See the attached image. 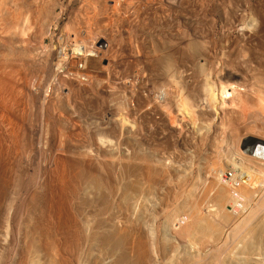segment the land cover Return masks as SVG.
Segmentation results:
<instances>
[{"label": "bare ground", "instance_id": "bare-ground-1", "mask_svg": "<svg viewBox=\"0 0 264 264\" xmlns=\"http://www.w3.org/2000/svg\"><path fill=\"white\" fill-rule=\"evenodd\" d=\"M37 1H41V5L36 4ZM37 1H32L35 2V6H31L35 8V11L33 10L35 20L32 19L34 22L37 20V23H41L46 18L51 17L53 4L50 0ZM93 1L97 2V0ZM148 1L147 4L159 2V0ZM187 1L190 2L191 0ZM187 1L184 0V3H187ZM197 1L194 3L197 4ZM32 2L26 3L27 7ZM89 2L91 3V1ZM175 2L177 3V0ZM184 3L181 2L179 5ZM190 3L194 4L193 2ZM240 3L239 8H234L235 10L231 11L232 16L225 9L229 15H224L226 18L224 19L230 20L232 18L230 24H228V21V23L220 25L221 29L218 32L220 38L215 36L219 39L218 43L214 41L213 38L215 37L211 36L212 33L209 36V32H207L206 36L205 33L200 32V29L196 31V33H201L200 35L198 33L201 36L198 40L204 41L202 44H205V47L203 46L205 53L203 51V54L202 46L199 48L201 42L197 41L198 35L194 31L197 29L190 26L191 31H194L193 35H196V37H192L196 39L194 44L199 45L197 48L201 50L200 59L204 63V68L198 70L203 63L200 66L196 64L198 62L196 59L199 58L196 57L197 53L196 56L189 54L188 41L185 38L179 41V45L182 46L181 50H183L181 52H189L184 54L183 57L181 54V58L177 56L179 61L177 60L175 63L173 59L176 56L173 54L177 52V49L173 52L171 50L172 55H170L174 58L172 59L170 55H167L172 60H170L171 65L166 63L168 68L165 67L166 65L163 67L160 65L163 69L165 67L164 70L167 69L165 73L163 74V71H160L161 69L157 67L162 74L159 76L158 85L153 88L155 89V98L149 99L147 96V98H144L145 102H143L144 99L142 102L141 100L138 102L137 99L135 102L127 100L128 106L125 111L113 105L109 111L113 117L112 119L108 118V123H104L103 118L102 122H100V118L99 122L97 119L96 121L91 118L96 122V126L91 128L88 141L85 140L87 137H84L82 132L79 131L81 127L77 124L78 122L71 120L70 123H67V131L64 132L65 140L61 143L62 139L59 137L61 132L56 137L55 125L57 126V123L59 124L62 120L59 117L56 118L53 112H47L52 120L54 131V134L52 132L53 139L50 140L52 141L50 142L51 149L45 157L43 169L40 168L42 170L41 176L39 175L41 177L40 183L32 185L34 188L30 190L22 182L24 180L27 182V179L22 178L21 180L20 177L18 178L21 169L18 171L19 167L16 165V161L26 156V152H23L26 151L24 148H27L23 140L25 134H22V137L21 134H19L20 136H13L15 132L13 130V137L10 135L12 138L8 140L9 143H12L11 150L3 151V146L0 145V264H264V158L261 159L252 155L255 147L264 146V0H258L255 5L251 6H247L245 2L244 4ZM88 7L90 6L86 8ZM79 9L82 12L81 8ZM169 9L167 8L165 11ZM150 10L154 11L155 9L150 8ZM175 10L174 8V12ZM94 11L99 12L98 10ZM94 11L92 10L93 13ZM148 13H151V11ZM82 14L80 13L78 19L77 13L74 14L75 16L73 15L76 17L75 19L72 18V20H75L72 21L73 24L84 22ZM145 14H147V11ZM227 15L230 18L227 19ZM95 17L98 18V16ZM58 18L60 20V17ZM89 18L87 17L85 20L88 19L89 21ZM5 19L4 22L7 21ZM69 19H67V22ZM94 20L96 21L95 18ZM13 22L15 23V20ZM59 23L62 24V20ZM136 23L134 22V24ZM178 23L180 24V22ZM32 25L34 26V24ZM174 25H176V21ZM12 28L10 31L14 30L15 32L17 27L15 25L13 30ZM86 28L89 29L87 26ZM135 28L137 27L135 26ZM77 30H74L73 40L75 41L72 44L70 43L71 45L69 44L73 56L87 59L89 56H97L101 53V55H104L107 50H109V53L113 50L114 44L112 45L113 48L109 46L111 49L105 44L107 47L102 48L104 51L106 50L103 54V51L101 50V52L97 46L101 43L103 36L99 37L96 32L94 33L95 37H92V41H89L88 36L86 38L84 36L89 32L92 33L91 31H84L87 33L83 36V30L80 31L79 28ZM17 33H15L17 37H15V41L19 43H16H23V41L20 42L23 39L22 33H19L22 36L19 38L20 40H18L20 36H17ZM87 35L90 37V34ZM9 36L7 37L9 38ZM12 36L14 38V35ZM69 36V33L65 35L67 39H70ZM81 37L85 39H82L79 43L77 39L80 40ZM136 38L133 40L134 43L135 40L140 42L136 46L138 45V49L143 50L141 54H149L147 52L149 47L144 53L145 46L149 45L144 42L146 45L140 48V44L142 46L140 35ZM27 39L24 40L26 43ZM110 40L108 42L112 41ZM28 41L30 42V40ZM143 41H145V38ZM29 42L25 44V48L29 47L26 45H31ZM132 42L129 43L131 48H128L132 56L131 60H133L131 66L140 61L141 68L139 65H136V68L139 67L142 70V64L145 66L146 60L152 59L150 55L152 53L149 54L151 57L147 54V56H142L139 53L140 50L134 45L135 52H133ZM17 44L15 45L18 46ZM217 45H220L219 55L212 53L214 50L210 51L211 48L215 49ZM175 46L177 45L175 44ZM118 47L121 48L122 45ZM127 47L124 49H127ZM206 47L208 48L205 50ZM9 48H12V46ZM35 48L34 51H38L39 47L36 46ZM116 48L114 50L118 52L119 50L117 51ZM172 49H175L174 46ZM178 49L180 50V48ZM12 50L7 52H12ZM114 50L112 54L115 52ZM136 50L139 52H136ZM34 51L33 54L37 52ZM7 52L6 55L8 56L12 54H7ZM109 53L107 57L103 56L107 60L108 67H106L114 68L120 60H117V55V57H111ZM33 54L32 56H35ZM185 55L186 57H184ZM46 57L52 59L55 54L50 52ZM29 58L31 57L25 60L32 61L34 59V57ZM62 59L58 60L57 63L65 64L66 60ZM127 60L129 63L131 62L129 59H126V62ZM142 60H145V64L141 62ZM33 62L36 64L37 59H34ZM155 62H153V66H155ZM172 62L174 63L172 64ZM15 64L9 63L8 73H4L5 70L0 74V109L6 111L7 107L11 109L10 105L12 104L9 102H19L16 89L24 86L20 85L22 83L18 82V78L17 80L15 78L21 70V68L19 70L21 65L17 67ZM38 64L40 66V63ZM25 65L24 69L28 66L25 67ZM195 65L198 66V69L195 68ZM149 68H147V72ZM55 69L57 68L55 67ZM145 69L142 70L144 73L141 70H138L137 73L141 71L145 74ZM33 70L32 66L31 72ZM130 70L132 69L130 68ZM21 71L25 73L23 69ZM112 71L115 73L117 70L113 69ZM154 71L153 69L152 75ZM156 72L158 71H155V74ZM131 73L133 74V72ZM143 74L140 73L136 75L137 77H133L136 78L137 83L139 79L141 81L142 78L147 77ZM129 77L132 78L130 75ZM148 79L154 81L155 78L150 77ZM70 81V86L67 84L70 87V89L68 87L69 92L74 90H78V92L84 90L86 92L87 89L89 90L93 86L89 77L81 81L78 78L70 79ZM124 81L123 83L126 84ZM155 82L157 84V81ZM154 84L152 85L154 86ZM28 85L25 84L24 86L26 92L28 89L29 92L30 89H33L28 88ZM106 85L108 86V84ZM94 86L96 87V85ZM111 86H114V84ZM126 86L129 87V84H126ZM228 86L229 88L233 87L229 95ZM143 87L141 85V89ZM129 88H127V91H130L132 97L135 91L131 93L133 90L131 91ZM138 88L140 90V86ZM144 90L142 91L144 92ZM216 90L218 93H216ZM91 91L94 92V89ZM140 93L142 96L145 94ZM137 94L135 95L137 96ZM218 94L222 95L218 96ZM32 96L34 95L32 94ZM38 96L40 97L39 94ZM135 98L134 96L132 101ZM82 104L84 105V103ZM124 106L126 107V105ZM49 107L51 106L49 105ZM81 125L83 126V124ZM221 136L222 140L218 142L217 138ZM59 139H61L60 142ZM243 141H248V143L242 145ZM13 148L15 150H12ZM35 154L37 155L36 150ZM36 155L33 156L36 158ZM11 157H14V161ZM31 182L28 181V183ZM28 190L29 193H27ZM20 191H26L28 194L24 201H22V198L21 200L17 196V198L13 196L14 192H17L20 196Z\"/></svg>", "mask_w": 264, "mask_h": 264}, {"label": "rangeland", "instance_id": "rangeland-1", "mask_svg": "<svg viewBox=\"0 0 264 264\" xmlns=\"http://www.w3.org/2000/svg\"><path fill=\"white\" fill-rule=\"evenodd\" d=\"M27 1V2H26ZM33 1V0H32ZM31 0H0V20H2L0 22L1 26H0V74H2L5 70L6 72L4 73H8V64L9 63H17L15 65L18 66H22L23 63L25 65V63H27V65H25L26 69H24V65L21 67H19V70L21 68V70L23 69V71L25 73H23L21 70L19 72V74H17V78H18V82L19 83H22L20 85H24L25 84H29L28 85V88H33V89H30L31 91L29 92L27 90V92L24 90V86H22V90L21 88H17V98L19 99L18 101L19 102H9L11 106V109L10 107H7V111L6 110H3L2 108L0 109V145L3 146L2 148L4 149L3 151H9L11 150V145L12 143H9L10 141H8L9 139H11L13 136L15 135H19L21 134V137L24 135L23 137V140H24V145L27 146V148L24 150L26 151H23L24 153L26 152V156L24 157H21V161L20 159L18 161H16V165L19 167L18 168V171L21 169L22 172L24 171V173L22 174L21 170H20V176H18V178L20 177L21 180L22 178L23 179H27V182L26 180L22 181L24 184H26L27 187H29V190L34 188L32 185H37L36 183H38L41 179V173H42V170L43 167H44V163H45V157L49 154L50 152V149H51V143L52 141L51 138L53 139V134H54V131L52 129V120L51 118L48 116V113L49 112H53L55 114V117L59 119H61L62 121L59 122V124L57 123V126L55 125L56 127V133L55 135L57 134L56 137H58L60 134L59 137H61L62 141L61 143L65 140V133L67 131V123L71 120H73L74 122L76 121L77 124H79V126L81 127V129L79 131L82 132V135L84 137H87L85 138V140L88 141V138L90 137L89 133L91 132V128L96 126V122L94 120H98V122H102V118L105 120L103 121L104 123L105 122H109V119L108 118H111L112 119V114L109 113L111 107L114 106H117V107H120L122 108L123 111L126 110L127 106H128V101L129 102H135L136 99L138 102H141L143 101L144 98H155L154 94H155V88L156 85H158V80L160 79L159 76H161V74L165 73V71L167 70H164L165 67L168 68L167 64L169 65L171 62V58H169L171 55H172V52L175 51L176 49V53L174 52L173 55H175L176 57H172L173 61H176L179 59V57L181 58V54H182V57L184 54H187L189 51V54L190 55H197L196 57H199L198 59V62L196 63L197 65H201L203 63V61L200 59L201 56L203 54V48L205 47V44H202L204 41H200L198 40V38L200 39L201 36H199L201 33H207L209 32V36H210V33L211 36L215 37L217 36L218 38H220V34L218 32H220V29H221V26L223 24H230L231 22V18L230 16H232V13L231 11L235 10L236 8H239V3L241 1V3L247 5V6H251V5H255L258 0H200V1H197V4L195 0H191L190 2H195L194 4H191L189 1L185 0V2L187 1V3H184V0H177V3L175 2L176 0H163V1H160L159 2H154V3H148L147 4V0H97V2L95 3L93 0H50L51 3L53 4V6L51 8V12L54 14L51 13L50 14V18H46L43 22L41 23H37V20L34 22L35 18H33V12L35 11V8L31 7L32 5L35 6V2L37 0H34L35 2H32ZM91 1V3L89 2ZM93 1V2H92ZM96 1V0H95ZM98 1H100L98 3ZM107 1V2H106ZM115 3H114V2ZM150 1V0H149ZM148 1V2H149ZM174 1V3H173ZM239 3H238V2ZM244 1V2H243ZM3 2V3H2ZM25 2V3H24ZM34 3L27 7V4L26 3ZM56 2V4H55ZM152 2V1H150ZM161 2V3H160ZM163 2V3H162ZM166 2V3H165ZM172 2V3H171ZM184 3V4H180L179 3ZM199 2V3H198ZM234 2V3H233ZM238 7H236L237 5ZM41 1H37L36 4H40L41 5ZM65 5H63V4ZM160 3V4H159ZM201 3V5H199ZM240 3V4H241ZM89 4V5H88ZM91 4V5H90ZM93 4H95L93 6ZM99 4V5H98ZM112 4V5H111ZM156 4V5H155ZM159 4V5H158ZM162 4V5H161ZM169 4V5H168ZM170 4L174 5V6H170ZM187 4V5H185ZM214 4V5H213ZM225 4V5H224ZM55 5V6H54ZM67 5V6H66ZM155 5V7H154ZM168 5V6H167ZM199 5V6H197ZM205 5V6H204ZM208 5V6H207ZM229 5V6H228ZM236 5V6H235ZM60 6V7H59ZM62 6V7H61ZM87 6H90L88 8H86ZM96 6V7H95ZM149 7V9H147V7ZM176 6V7H175ZM217 6V7H216ZM226 6V8H225ZM27 7V8H26ZM85 7V8H84ZM93 7V8H92ZM95 7V9H94ZM111 7V8H110ZM146 7V8H145ZM153 7V8H152ZM157 7V8H156ZM162 7V8H161ZM164 7V9H163ZM169 10H166L167 8ZM176 9L175 12H174V8ZM200 7V8H199ZM208 7V8H207ZM224 7V8H223ZM3 8V9H2ZM15 8V10H14ZM81 8V11L80 12V9ZM97 8V9H96ZM151 9H155L154 11L153 10H150ZM173 8V9H172ZM202 8V9H201ZM233 8V9H230ZM235 8V9H234ZM5 9V10H4ZM18 9V10H17ZM83 9V10H82ZM156 9H157V12H156ZM163 11H162V10ZM178 9V10H177ZM199 9V10H197ZM204 9V10H203ZM206 9V10H205ZM213 9V10H212ZM229 11L231 14L230 16L228 12H226V10ZM13 10L15 11L14 15H13ZM24 10V11H23ZM26 10L30 11V12H27ZM34 10V11H33ZM66 12H65V11ZM89 10H90V14L89 13ZM92 10H98L99 12H95L94 13L92 12ZM149 10V11H148ZM161 10V11H160ZM172 10V11H171ZM4 11V12H3ZM12 11V12H11ZM26 11V12H25ZM54 11V12H53ZM147 11V14H145V12ZM151 13H148L150 12ZM197 11V13H196ZM225 11V12H224ZM62 12V13H61ZM73 12V13H72ZM75 12V13H74ZM156 14H155V13ZM200 12V13H199ZM8 13V14H7ZM17 13V14H16ZM22 13H25V14H22ZM30 13V15H29ZM72 13V14H71ZM77 13V15H76ZM80 13L82 14L81 16H83L82 18H84V22L85 24H73L72 21H75V20H72V18H76L74 17L75 15L77 16V19L80 18ZM88 15H87V14ZM154 13V14H153ZM169 13V15H168ZM16 14V16H15ZM58 14V15H57ZM75 14V15H74ZM85 14V16H84ZM97 14V15H96ZM99 14V15H98ZM152 14V15H151ZM162 14H165L162 16ZM197 14V15H196ZM226 14H228L227 16V19L230 18V20H225L226 18L224 17V15L226 16ZM10 15L14 16V17H10ZM69 15V17L67 18V16ZM74 15V16H73ZM90 15V16H89ZM177 15V16H176ZM199 15V16H198ZM18 16V17H17ZM24 16V17H22ZM31 18H30V17ZM57 16V18H56ZM79 16V17H78ZM93 16V17H92ZM95 16H98L95 17ZM134 16V17H133ZM145 16V17H144ZM6 17V19H5ZM60 17V20L59 18ZM89 18V21L88 19L85 20V18ZM124 17V18H123ZM199 17V18H198ZM210 17V18H209ZM7 20L4 22V19ZM10 18V19H9ZM34 20H33V19ZM66 18V19H65ZM70 18V19H69ZM81 18V19H82ZM91 18H93L91 20ZM94 18L96 19V21L94 20ZM137 18V19H136ZM153 18V19H152ZM204 18V19H203ZM225 18V19H224ZM9 19V20H8ZM12 19V21H10ZM15 20V23L13 22ZM19 19V21H18ZM32 19V20H30ZM67 19H69V21L67 22ZM146 19V20H145ZM216 19V20H215ZM224 19V20H222ZM62 20V24L58 22ZM66 20V21H65ZM172 20V21H171ZM209 20V21H208ZM219 20V21H218ZM33 21V22H32ZM56 21V22H55ZM58 21V22H57ZM85 21H88L87 23ZM176 21V25H174ZM222 21V22H221ZM225 21V22H224ZM227 21V22H226ZM8 22V23H7ZM12 22V24H11ZM19 22V23H18ZM72 24H71V23ZM134 22H137L136 24H134ZM180 22V24L178 23ZM214 22V23H213ZM14 23V25H13ZM51 23V24H50ZM76 23V22H75ZM144 23V25H143ZM160 23V24H159ZM213 23V24H212ZM222 23V24H221ZM3 24H6V25H3ZM34 24V26L32 25ZM36 24V25H35ZM134 24V25H133ZM151 24V25H150ZM154 24V25H153ZM164 24V25H163ZM166 24V26H165ZM172 24V26H171ZM208 26H207V25ZM13 25V28L11 27ZM15 25H16V31L14 32V28H15ZM74 25H75V29L76 31L77 28H79V30H83L82 31V35L84 36L85 33L91 31L92 33H87V34H90V37L89 35H85L84 37L89 39V41L91 40L92 41V37L94 35V33H98L99 34V37L100 36H103V37H106L103 38L102 37V40H101V43L100 44H97V46L100 48V51L102 50L103 51V54L106 52V50L104 51L103 49H105L108 45V47L112 46L113 50L115 49V47H117V51L119 52H116V50H114L115 52H113L112 54V51L109 53V50H107V52L109 53V55L111 57L113 56H120L119 59L117 56V60H120L118 61L119 65H121L120 67H118L119 65L116 64L115 67L113 68L116 72L114 73V71H112L113 69L111 67L107 68V60L105 59V57H107L108 53L105 55H101V54H98L97 56H89L87 59H83L82 57L80 58L79 56H73L71 51H70V45L75 41L73 40L74 39ZM77 25V26H76ZM131 25V26H130ZM201 25V26H200ZM212 25V26H211ZM221 25V26H220ZM86 26L89 28L87 29ZM121 26V27H120ZM136 26L137 28L134 29V27ZM156 26V27H155ZM192 28L194 27V29H197V30H194L195 31V34L198 35L199 33V37L197 36V41H200L201 45L199 46V48H201L202 46V54H201V50L198 49L194 43L196 42V39H194L193 37H196V35H193L194 34V31H191V27ZM9 27L12 28L13 31H10L11 28L9 29ZM73 27V28H72ZM125 27V28H124ZM171 27V28H170ZM196 27V28H195ZM210 27V28H209ZM214 27V28H213ZM220 27V28H219ZM92 28V30H91ZM124 28V29H123ZM129 28V29H127ZM141 28V29H140ZM202 28V29H201ZM4 29V30H3ZM7 29V30H6ZM96 29V30H95ZM132 29V30H131ZM147 29V30H146ZM178 29V30H177ZM200 29V32H197L196 31H199ZM87 32H84L86 31ZM116 30V31H115ZM6 32L4 34V32ZM18 31V33H17ZM72 31V32H71ZM94 31V32H93ZM156 31V32H155ZM161 31V32H160ZM188 31V32H187ZM206 31V32H205ZM8 32V33H7ZM11 32L13 33L12 35H14V38L13 36L11 35ZM22 33L23 37L20 36V34ZM109 32V33H108ZM111 32V33H110ZM120 32V33H119ZM173 32V33H172ZM180 32V33H179ZM10 33V34H9ZM15 33H17V36L19 35L20 37H18V40H20L19 38H23L21 39L20 42L23 41V43H20V44H17L16 42L18 41H15L16 40V35ZM20 33V34H19ZM70 34L69 38L70 39H67L65 37L66 34ZM138 33V34H137ZM72 34V35H71ZM92 34V36H91ZM109 34V35H108ZM137 34V36H136ZM159 36H158V35ZM164 34V35H163ZM204 34V35H205ZM6 35V36H5ZM8 35L9 38L7 37ZM127 35V36H126ZM140 35V39L142 40L141 43H142V46L140 44V48L143 47V45H146L145 43H147L149 46H145V49H144V53H146V49L148 48L147 52L152 56V59L155 66H153V62H151V60H149L151 56H149V54H147L149 57L148 60H146V64L144 63V61L142 60L141 62H143L145 64V66L142 64L143 66V69H145L144 71L147 70V68H153L152 69H148V72L146 71L145 74H143L144 72L140 69V61L139 63L138 62H134L133 66H131V63L133 60H131L132 56L130 54V50H128V48L130 49L131 46H130V42L133 41L132 43H134V38L137 39L136 37H138ZM145 38V41H143L144 38H142L143 36ZM166 35V36H165ZM186 35V36H185ZM203 35V34H202ZM12 36V37H11ZM129 36V37H128ZM142 36V37H141ZM149 36V37H148ZM193 36V37H192ZM207 36V34H206ZM3 37V38H2ZM5 37V38H4ZM16 37V38H15ZM65 37V38H64ZM93 37V38H94ZM132 37V38H131ZM7 38V40H6ZM11 38V39H10ZM13 38V39H12ZM28 38V39H27ZM31 38V39H30ZM83 37L77 39L79 41V43L81 42V40L85 39ZM111 39L110 41L111 42H108L109 39ZM183 38V39H182ZM184 38L188 41L187 43H189V48H187L189 51H185L186 53H182L181 50L182 49V46H180V42L181 40H184ZM194 40H193V39ZM218 38H213L214 41H216V43H218ZM4 39V40H3ZM27 39V43L29 42L28 40H30V44L31 45H26L28 48H25V44H27L25 41ZM66 39V41H65ZM139 39V41H140ZM170 39V40H169ZM204 39H205V36H204ZM25 40V41H24ZM106 40V41H105ZM114 40V42H113ZM12 41V43H11ZM15 41V42H14ZM65 41V42H64ZM153 41V42H152ZM156 41V42H155ZM190 41V42H189ZM195 41V42H194ZM9 42V43H8ZM25 42V43H24ZM145 42V43H144ZM8 43V44H7ZM19 43V42H18ZM71 43V44H70ZM126 43V44H125ZM132 49L133 52H135V47L136 44L139 45L140 42L136 41L135 40V43L132 44ZM153 43V44H152ZM173 43V45H172ZM9 47L12 46V48H9ZM9 44H13V45H9ZM15 44H17L19 46H16ZM22 44V45H21ZM70 44V45H69ZM105 44H107L105 46ZM123 47V49L125 47H127V49H122L121 45ZM155 44V46H153ZM157 44V45H156ZM159 44V45H158ZM175 44L177 46H175ZM6 47H4V46ZM21 45V47H20ZM35 45V47H39L38 48V51L35 52L34 51V48L33 47ZM43 45V46H42ZM68 45V46H67ZM126 45V46H125ZM137 45V46H138ZM3 46V48H2ZM15 46V47H14ZM118 46H120L121 48H119ZM130 46V47H129ZM136 48L138 49L139 47ZM172 46V47H171ZM174 46V50L172 49ZM179 46V47H178ZM204 46V47H203ZM207 46V44H206ZM219 46L220 45H217L215 49L211 48V52L212 50H214L212 53H214L215 55H219L220 53V49H219ZM14 47V48H13ZM17 47V49H15ZM30 47H31V51H30ZM33 47V48H32ZM69 47V48H68ZM109 47V48H110ZM218 47V48H217ZM2 48V49H1ZM9 48V49H8ZM21 48V50H20ZM103 48V49H102ZM156 48V50H155ZM171 48V49H170ZM180 48V50L178 49ZM208 47L205 48V50L207 49ZM4 49V50H3ZM12 52H7V51H11ZM26 49V50H25ZM33 49V50H32ZM37 49V48H35ZM44 49V50H43ZM52 49V50H51ZM54 49V50H53ZM111 49V48H110ZM123 51H122V50ZM195 49V50H194ZM15 50V51H14ZM18 52H17V51ZM29 50V51H27ZM68 50V51H67ZM140 50V49H138ZM154 50V51H153ZM159 50V51H158ZM172 50V52H171ZM198 50H200L198 52ZM3 51V52H1ZM21 51V53H19ZM24 51V53L22 54V52ZM26 51V52H25ZM33 51L35 52V54H33ZM45 51V52H44ZM101 51V52H102ZM122 51V52H121ZM129 51V53H128ZM180 51V53H179ZM6 52L7 54H10V56L6 55ZM15 52V53H13ZM17 52V53H16ZM48 52V53H47ZM51 53H54L55 54V57L52 58V59H47V55ZM124 52V53H123ZM136 52H139L136 50ZM143 52V50L141 49L140 50V54ZM156 52V53H154ZM171 52V53H170ZM192 52V54H191ZM216 52V53H215ZM36 53H37V56H36ZM43 53V54H42ZM115 53V55H114ZM123 53V54H122ZM155 57H154V55ZM160 53V54H159ZM195 53V54H193ZM197 53V54H196ZM205 53V51H204ZM3 54V55H2ZM18 54V55H17ZM28 55L27 57L25 55ZM35 55V56H32ZM47 54V55H46ZM112 54V55H111ZM119 54V55H118ZM127 54V55H126ZM144 54V55H146ZM158 54H159V57H158ZM171 54V55H170ZM178 54V55H177ZM180 54V55H179ZM13 55V56H12ZM21 55V56H20ZM39 55V56H38ZM42 55V57L40 58V56ZM74 55H77V54H74ZM125 55V56H124ZM130 55V56H129ZM142 56H144L143 54H141ZM146 55V56H147ZM167 55H170V56H167ZM20 56V57H19ZM23 56V57H22ZM44 56V59L42 60ZM64 56V58H63ZM66 56V58H65ZM105 56V57H103ZM128 56V57H127ZM179 56V57H177ZM9 57V58H7ZM28 60V57H31L29 59H32L34 57V59H37V62L35 64L34 59L31 61H27L25 60L26 58ZM154 57V58H153ZM166 57V58H165ZM186 57V55L184 56ZM12 58V59H11ZM21 58V59H20ZM39 58L41 59V61L39 60ZM65 59L66 60V63L61 64L60 63H57L58 60H61V59ZM156 58V59H155ZM169 58V59H168ZM178 58V59H177ZM9 59V60H8ZM62 59V60H63ZM126 59H129L131 60V62L129 63V61L127 60L126 62ZM165 59V60H163ZM169 63H168V61ZM159 60V61H157ZM200 60V62H199ZM36 61V60H35ZM40 61V62H39ZM123 65H122V63ZM150 61V62H149ZM172 61V60H171ZM179 61V60H178ZM22 62V63H21ZM106 62V63H105ZM19 63V65H18ZM21 63V64H20ZM40 63V66L39 64ZM57 63V64H56ZM125 63V64H124ZM138 63V64H137ZM152 64V66H150V64ZM159 63V64H158ZM165 63V64H164ZM167 63V64H166ZM174 62H172L173 64ZM199 63V64H198ZM3 64V65H2ZM6 64V65H5ZM36 66H35V65ZM48 64V66H47ZM140 64V65H139ZM58 65V66H57ZM60 65V66H59ZM105 65V67H104ZM136 65H139V69L136 68ZM149 65V67H148ZM160 65L164 67L161 68ZM171 65V64H170ZM195 65V68L198 69V66ZM32 66H33V71L31 72L32 70ZM51 66V68H50ZM54 66V67H53ZM107 66V67H106ZM131 66V67H130ZM55 67L57 69H55ZM128 67V68H127ZM134 67V68H133ZM160 68L161 70L160 71H163L162 73H160L159 69ZM170 67V66H169ZM117 68V69H115ZM130 68L133 70H130ZM157 68V69H155ZM201 68H204V63L202 64V67H199L198 70H200ZM49 69V70H48ZM123 69V70H122ZM141 70L138 72V70ZM153 69L155 71H158L156 72L155 74V71H154V74L152 75V71ZM135 70V71H134ZM152 72H150V71ZM109 71V72H108ZM119 71V72H118ZM126 71V72H125ZM111 72V73H110ZM122 72V73H121ZM133 72V74L131 73ZM135 73V74H134ZM137 73V74H136ZM143 74V75H147V77H144V79L142 78V80L140 81V79L138 80L139 82L137 83V80L136 78H133V77H137L136 75H139V74ZM147 73V74H146ZM150 75H149V74ZM26 74V75H24ZM33 74V75H32ZM73 74V75H72ZM114 74V75H113ZM128 76H127V75ZM19 75V76H18ZM43 75V76H42ZM45 75V76H44ZM49 75V76H48ZM66 75V76H65ZM68 75L72 76V77H68ZM77 75V76H76ZM113 75V76H112ZM116 75V76H115ZM121 75V77H120ZM129 75L132 77L130 79ZM149 75V76H148ZM157 75V76H155ZM14 76V75H13ZM16 76V74H15ZM23 76V77H22ZM76 76V77H74ZM115 76V77H114ZM117 76H118V79L119 81H117ZM124 76V77H123ZM155 78L154 81L153 80H149L148 78H152L153 77ZM26 77V78H25ZM43 77V79H42ZM45 77V78H44ZM89 77V79L91 78L92 80V87L91 89H87V91L85 92L84 90H80L78 92V90H74L72 92H69V89H70V84H69V81L70 79L73 80L74 78H78L80 81L81 80H84L85 78ZM111 77V78H110ZM158 79H157V78ZM128 78V79H127ZM147 78V79H146ZM41 79V80H40ZM64 79V80H63ZM116 79V80H115ZM146 79V80H145ZM122 80V81H121ZM125 80V81H124ZM131 80V81H130ZM136 82H135V81ZM149 80V82H148ZM39 81V82H38ZM45 81V82H44ZM65 81V82H64ZM68 81V82H67ZM114 81V82H112ZM128 85L129 84V87H125V83ZM131 83H130V82ZM146 81V83H145ZM151 81V82H150ZM153 81V82H152ZM157 81V84L156 82ZM24 82V83H23ZM35 82V83H34ZM118 82V83H117ZM129 82V83H128ZM155 82V84H154ZM18 83V87L20 86ZM34 83V84H33ZM41 83V84H40ZM71 83V81H70ZM99 83V84H98ZM121 85L118 87V85ZM138 85H137V84ZM140 83V84H139ZM145 83L144 87H143V84ZM52 84V85H51ZM69 84V86L67 85ZM103 84V85H102ZM108 84V86L106 85ZM114 86H111L113 85ZM134 87H133V85ZM154 84V86L152 85ZM32 85V87H31ZM96 85V87L94 86ZM106 85V86H105ZM123 85V86H122ZM131 85V86H130ZM136 85V86H135ZM141 85H142V89H141ZM35 86V87H33ZM140 86V90H138ZM27 87V86H26ZM40 89H39V88ZM64 87H66L67 89H65ZM69 87V89H68ZM102 87V88H100ZM61 88V89H60ZM94 89V92H92L91 90ZM97 88V89H96ZM119 90H118V89ZM127 88L131 89V93H133L135 91V93H133V96L131 97L132 94H130V91L128 93L127 91ZM134 88V89H133ZM137 90H136V89ZM233 87H230L228 86V95L230 94L231 90H232ZM21 91H19V90ZM64 89V90H63ZM101 89V90H100ZM107 89V90H106ZM114 89V90H113ZM143 89L144 92L142 91ZM98 90V91H97ZM102 90H104L102 92ZM110 90V92H109ZM154 90V91H153ZM39 91V92H38ZM42 91V92H41ZM99 91H100V94H99ZM118 91V92H117ZM137 91H138V94H137ZM146 91V92H145ZM217 91V90H216ZM23 92V93H22ZM29 92V94L27 95V93ZM33 92V93H31ZM77 92V93H76ZM92 92V93H91ZM121 92V93H120ZM144 94V96L141 95V93ZM31 93V95H30ZM36 93V94H35ZM45 93V94H44ZM54 93V95H53ZM73 93V94H72ZM85 93V94H84ZM87 93V95H86ZM90 93V94H88ZM108 93V94H107ZM115 93V94H114ZM148 93V95H147ZM218 93V91L216 92ZM219 93H220V90H219ZM25 94V96H24ZM32 94L34 96H32ZM38 94L40 95V97L38 96ZM78 94H80L78 96ZM99 94V96H98ZM104 94V95H103ZM110 94V95H109ZM123 94V95H122ZM129 94H130V98H129ZM137 94V96L135 95ZM76 95V96H75ZM101 95V96H100ZM113 95V96H112ZM140 95V97H139ZM222 94H218V96H221ZM19 96V97H18ZM22 96V97H21ZM70 96V97H69ZM86 96V97H84ZM94 96V97H93ZM106 96V97H105ZM127 96V98H126ZM134 96L136 97L134 99V101H132V99L134 98ZM141 96H142V99H141ZM225 96V95H224ZM39 97V98H38ZM69 97V98H68ZM76 97V98H75ZM108 97V98H107ZM138 97H139V100H138ZM78 98V99H77ZM86 98V100H85ZM66 99V100H65ZM78 103H77V101ZM113 99V100H112ZM25 100V101H24ZM59 102H58V101ZM62 100V101H61ZM128 100V101H127ZM75 101V102H74ZM108 101V102H107ZM118 101V102H117ZM155 101V99H154ZM54 102V103H53ZM87 102V103H86ZM93 102V103H92ZM101 102V103H100ZM104 102V104H103ZM106 102V103H105ZM120 102V103H119ZM122 102V103H121ZM123 102H125L126 104H124ZM145 102V99L144 101ZM0 103H1V100H0ZM8 103V104H9ZM74 105H73V104ZM81 103V104H80ZM84 103V105L82 104ZM118 103V104H117ZM6 104V105H8ZM48 104V105H47ZM55 104V105H53ZM89 104V105H88ZM94 104V105H93ZM106 104V106H105ZM120 104V105H119ZM123 104V105H121ZM49 105L51 107H49ZM76 105V106H75ZM88 105V106H87ZM126 105V107L124 106ZM81 106V107H80ZM83 106V107H82ZM95 106V107H94ZM108 106V107H107ZM0 107H1V104H0ZM72 107V108H71ZM76 107V108H75ZM105 107V108H104ZM125 107V108H124ZM9 108V109H8ZM102 108V109H101ZM50 109V110H49ZM83 109V110H82ZM86 109V111H85ZM99 109V110H98ZM104 109H105V112H104ZM107 109V110H106ZM52 110V111H51ZM70 110V111H69ZM75 110V111H74ZM2 111V112H1ZM4 111V113H3ZM48 112V113H47ZM107 112V113H106ZM92 113V114H91ZM95 113V114H94ZM97 113V114H96ZM100 113V114H99ZM76 114V115H75ZM89 114V115H88ZM95 116H94V115ZM84 115H88L87 117L84 116ZM75 116V117H74ZM90 116V117H89ZM61 117V118H60ZM66 117V118H65ZM94 117V118H93ZM96 117V118H95ZM73 118V119H72ZM94 120H92V119ZM100 118V119H99ZM76 119V120H75ZM79 119V120H77ZM84 119V120H83ZM87 119V121H86ZM108 119V120H107ZM63 120H64V123H63ZM69 120V121H68ZM92 120V121H91ZM96 120V121H97ZM67 121V122H66ZM23 122V123H22ZM83 122V123H82ZM90 122H93V123H90ZM95 122V124H94ZM83 124V126L81 124ZM65 124V125H64ZM89 125V126H88ZM92 125V126H91ZM50 126V127H49ZM22 129H21V128ZM86 127V128H85ZM88 127V128H87ZM19 128V129H18ZM82 128H85V129H82ZM66 129V130H65ZM90 129V130H89ZM15 132H14V131ZM21 130V131H20ZM50 130V131H49ZM18 134H17V132ZM87 131V132H86ZM157 131V130H156ZM14 132V134H13ZM21 132V133H20ZM53 132V134H52ZM59 132H61L60 134H58ZM86 132V133H85ZM158 132V131H157ZM159 132H161L159 130ZM50 133V134H49ZM85 133V134H83ZM13 134V136H12ZM23 134V135H22ZM12 137H11V136ZM63 135V137H62ZM2 136V137H1ZM20 136V135H19ZM10 137V138H9ZM27 137V138H26ZM33 138V139H32ZM48 138V139H47ZM221 138V139H220ZM3 139V140H2ZM58 139V138H57ZM59 139V142L60 140ZM246 139V138H245ZM2 140V141H1ZM222 140V136L217 138V141H221ZM26 141V142H25ZM31 143H30V142ZM33 141V142H32ZM45 141V142H44ZM245 142V141H243ZM242 142V145L248 143V141H246L245 143ZM4 143V144H3ZM7 144V145H6ZM33 144V146H32ZM31 146V147H30ZM263 147V148H262ZM35 148V149H34ZM12 150H15V148H13ZM35 150L37 151V155L35 154ZM244 150V149H243ZM34 152V153H33ZM254 152V153H253ZM252 152V155L254 156H257V157H260L261 159L264 158V146H257L255 147V150H253ZM23 153V155H24ZM28 153V154H27ZM33 153V154H32ZM40 156H39V154ZM19 154V153H18ZM33 155H36V158L33 156ZM259 155V156H258ZM30 156V157H29ZM34 157V158H33ZM13 158L12 160L14 161V157H11ZM17 160V159H16ZM35 161V162H34ZM26 162V163H25ZM43 162V163H42ZM35 163V164H34ZM19 164V165H18ZM32 164V165H30ZM21 165V166H20ZM25 166V167H23ZM34 166V167H33ZM42 166V167H41ZM28 167V168H27ZM41 168V169H40ZM41 171V172H39ZM19 173V172H18ZM30 174V175H29ZM24 176V177H21V176ZM40 175V176H39ZM31 178H30V177ZM40 177V178H39ZM17 178V179H18ZM35 181H34V179ZM37 178V179H36ZM30 179V180H28ZM33 179V180H32ZM38 180V181H37ZM31 182V183H28ZM42 181V180H41ZM26 182V183H25ZM35 184H34V183ZM28 183V184H27ZM40 183V182H39ZM29 190L27 191V193H29ZM25 192V193H24ZM15 193V192H14ZM13 193V196L14 197H18V198H22L21 200L24 201L26 199V197L28 196V194L26 193V191H20V196L17 194V192L14 194ZM23 193V194H22ZM27 195V196H26ZM22 196V197H21ZM16 197V198H17Z\"/></svg>", "mask_w": 264, "mask_h": 264}]
</instances>
